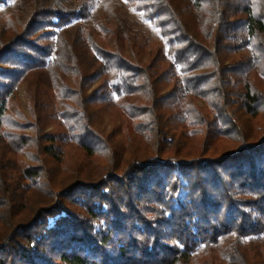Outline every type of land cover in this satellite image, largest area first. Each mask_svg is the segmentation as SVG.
Here are the masks:
<instances>
[{
  "label": "trees",
  "instance_id": "obj_1",
  "mask_svg": "<svg viewBox=\"0 0 264 264\" xmlns=\"http://www.w3.org/2000/svg\"><path fill=\"white\" fill-rule=\"evenodd\" d=\"M94 1L0 0V264H264V0ZM31 145L88 161L56 190Z\"/></svg>",
  "mask_w": 264,
  "mask_h": 264
},
{
  "label": "rangeland",
  "instance_id": "obj_2",
  "mask_svg": "<svg viewBox=\"0 0 264 264\" xmlns=\"http://www.w3.org/2000/svg\"><path fill=\"white\" fill-rule=\"evenodd\" d=\"M101 0H95L94 1V7L93 11L94 13L102 14L101 12ZM9 10H6L3 5H0V14L6 13ZM126 14L130 18H137L141 21L142 26L144 27V31L146 32L147 36L149 37V40L146 44L145 50H142L141 58L143 59V62H146L148 60V52L149 51H155L156 48L164 43V39L160 34L159 28L152 25L148 20L142 19L140 16V12H138L133 7L126 9ZM126 53L130 55V52L126 50ZM98 83L94 84L97 85ZM29 98L27 95V85L26 83H22L18 86L16 94L10 99L9 101V109H8V128L11 126V119H15L17 115L20 113L22 114H28L29 111ZM260 122V124H258ZM11 123V124H10ZM264 123V117L257 119L253 122V128H255V131H257L259 134L261 132V127ZM52 125V124H51ZM6 126V127H7ZM102 128L106 134L117 131L116 139L117 142L120 140L123 142V146L120 148V152L123 154V157H129V152L132 151L135 146L138 144L137 140L132 141L133 143L130 144L128 133L124 129L120 113L116 110H107L103 112L102 115ZM53 127V126H50ZM26 133H33V130L26 129ZM135 136V135H133ZM263 137V135H262ZM119 144V143H118ZM116 156V155H115ZM114 156V157H115ZM20 163L22 165H25L27 167L31 165H38L39 161L41 165L44 164L43 167L46 168L47 176H49V179H52V184L55 187L56 190L62 189V187L68 186L70 183H74L78 180L77 176V168L81 165L80 163H84L85 161H88V158L85 159L82 151L76 150V147L73 149H67L64 155L65 162L61 163L57 160L55 157L47 156L40 151L37 150V148L33 145L25 147L21 153L18 155ZM44 157H47L44 159ZM108 162V159L106 155H97L93 157V165L90 166V169H88L86 172H90L94 169L104 167V165ZM96 165L98 167H96ZM89 175V173H88ZM43 194L38 193L33 196V199L35 202L40 201L43 199Z\"/></svg>",
  "mask_w": 264,
  "mask_h": 264
}]
</instances>
